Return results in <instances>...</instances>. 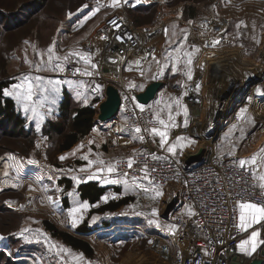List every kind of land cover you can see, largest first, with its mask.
Masks as SVG:
<instances>
[{"label":"rangeland","instance_id":"obj_1","mask_svg":"<svg viewBox=\"0 0 264 264\" xmlns=\"http://www.w3.org/2000/svg\"><path fill=\"white\" fill-rule=\"evenodd\" d=\"M94 11L95 15L88 17ZM119 14L126 15L135 26L146 31L149 45L144 55H149L145 58L134 56L131 62L134 69L119 71L120 78L111 81L113 85L124 81L128 88L138 91L150 81L163 80L170 92L167 107L171 105L172 113L178 107L182 114L184 108L189 109L184 96L192 88L204 95L205 130L202 123H198L201 131L192 129L193 135L172 137L179 129L172 127L164 148L167 150L174 143L179 146L170 154L178 157L184 147L193 145V150L207 147L220 156L219 149L230 142V137L234 148L246 140V132L231 136L233 129H264V100L259 98L264 93V84L259 82L251 87L244 102H237L233 116L237 114L238 119L232 123V116L223 130H229L227 134L230 136L227 138L223 131L218 136L216 132L211 133L215 131V121L221 123L234 108L235 100L242 96L244 78L254 72L264 75V70H261L264 66V0H155L147 5L137 4V0H128L127 3L119 0L118 6H113V0H0V79L14 81L6 90L12 91L13 86L20 84L25 76L30 79L43 77L45 82H63L58 93L37 92L31 101L11 96L26 119L24 135L10 136L11 128L8 129L0 120V264H147V260L155 258L148 243L154 236L167 233L166 226L173 225L175 214L187 213L188 207L181 206L180 199L163 187L137 181L143 185L137 188L132 186L129 178H126L128 185L123 182L103 183L105 178L125 179H117L106 170L98 171L95 159L107 161L106 166L99 168L106 169L122 158L114 157V152L109 151L107 145L98 147L96 143L84 142L83 139L70 150L58 152V138L43 133L48 120L57 121L63 88L70 90L77 105L97 99L96 119L100 121V108L106 97H100V91L81 85L74 90L71 85L74 82L67 83L70 80L62 78L63 71L54 70V66L60 64L64 67L72 63L82 73L92 71L91 65H95L93 56L90 55L91 64H85L79 56H71L70 53H87L86 42ZM251 16H260L261 19ZM49 48H53L52 53H49ZM187 54H191V64L187 63ZM65 56L69 57L67 61L63 59ZM37 66L43 70L37 71ZM189 70L191 79L186 75ZM154 76L157 78L153 79ZM231 80L236 85L227 89V82ZM224 90L227 92L224 97L216 99V93ZM42 95H48V100L43 107H38L34 102L39 101ZM176 99L180 100V106L176 105ZM211 110L212 113L218 111L213 116L207 115ZM217 114H220L218 118ZM189 126L190 121L187 120L183 127ZM102 128L99 131L95 128V131L111 134L112 124ZM27 129L30 130L28 134ZM242 133L245 135L243 138L240 136ZM178 137L183 139L178 142ZM155 138L160 145V137ZM60 157L66 158L61 160ZM89 161L93 163L89 164ZM248 167L254 168L253 165ZM259 168L264 172L263 166ZM93 173L99 178L91 180L120 190L119 193L108 190L104 195L108 199L102 198V203L127 198L128 204L113 213L91 214L90 211L101 204L92 206L86 202L87 209L81 208L70 215L73 208L85 203L80 199L77 183L72 178L79 177L82 183L89 181L87 177ZM61 178L70 179L75 187L65 191L64 185L58 183ZM156 190L163 195L156 196ZM64 198L69 203L67 208ZM173 199H179L176 209L165 215ZM153 209L157 211L155 216L152 215ZM44 220H50L58 228L88 241L94 255L87 257L66 246L46 230ZM149 220L158 221L160 227L149 224ZM85 225L96 230L85 234L76 232L77 227Z\"/></svg>","mask_w":264,"mask_h":264},{"label":"built area","instance_id":"obj_2","mask_svg":"<svg viewBox=\"0 0 264 264\" xmlns=\"http://www.w3.org/2000/svg\"><path fill=\"white\" fill-rule=\"evenodd\" d=\"M112 21H115V24L111 23ZM112 21L102 26L84 46L86 52L95 59V68L90 71L92 75L75 71L78 69L76 65L69 63L64 66L62 78L87 87L106 88L113 83L106 77L104 68L110 69L111 74L117 70L122 73L134 56L145 58L149 55H144V50L149 45L144 29L135 26L124 14L116 15ZM118 36L120 39H117ZM116 63L121 64L120 69ZM261 70H264V66ZM252 75L260 76L261 83L264 84L263 73L254 72ZM113 86L120 93V111L125 127L134 132L135 128L139 127L141 132L135 133L137 136L142 135L144 140H139L137 152L130 157L135 161L132 168L127 166L129 158H120L115 161L116 171L111 175L123 177V173H128L126 178L132 179L135 176L137 181H151L150 184L165 187L168 193L177 196L179 201L196 213L191 216H174L173 225L177 226L175 235L167 231L161 236L153 237L148 247L155 258L147 260V264H247L249 261L244 262L242 254L238 251L243 231L236 227L239 223L236 202L243 199L264 204V189H261L253 178L252 170L248 166L240 168L235 163L238 159L218 156L211 149L205 150L202 165H186V157L198 149L188 150L177 157L167 152L166 148L160 147L155 136L151 134L153 127L159 128L151 104L144 105L141 111L137 106L143 105L136 98L138 91L128 88L124 81ZM220 93H216V99L220 97ZM184 103L191 110L190 126L179 128L172 137L188 133L193 135L192 129L196 123H202V129L205 130L204 95L192 88L185 94ZM196 108L200 109V116L193 114ZM212 111L207 115L213 116L216 110L213 113ZM237 119L236 114L231 122L234 123ZM153 156L161 159H153ZM145 166L149 170L148 180L140 179L144 176L142 169ZM262 227L264 230V221ZM262 249L264 250V243ZM205 250L208 255H205Z\"/></svg>","mask_w":264,"mask_h":264},{"label":"trees","instance_id":"obj_3","mask_svg":"<svg viewBox=\"0 0 264 264\" xmlns=\"http://www.w3.org/2000/svg\"><path fill=\"white\" fill-rule=\"evenodd\" d=\"M12 84H14L13 80L0 79V120L4 122L8 129L11 128L10 136L18 137L24 135L26 131V119L17 107L14 98L4 95V91ZM97 102L98 100L96 99L87 105H77L74 103L71 93L67 89H63V96L57 111V121L48 120L43 126L44 134L51 138H58V152L70 150L90 134L96 125L97 110L95 105ZM28 132L30 130L27 129V134ZM58 183L64 185L65 191L75 187L68 178H61ZM76 190L82 201L88 202L92 206L101 204L96 209H92L90 211L91 214L113 213L128 204L127 198L102 203V198L109 190V187L102 186L94 180L77 184ZM115 191L120 192L118 189ZM65 206L66 208L69 207L67 200H65ZM43 224L47 231L66 246L83 253L87 257L94 255V250L88 241L58 228L50 220H44ZM94 229L92 226L85 225L77 227L76 232L85 234L90 233Z\"/></svg>","mask_w":264,"mask_h":264},{"label":"snow or ice","instance_id":"obj_4","mask_svg":"<svg viewBox=\"0 0 264 264\" xmlns=\"http://www.w3.org/2000/svg\"><path fill=\"white\" fill-rule=\"evenodd\" d=\"M124 3H127L128 0H123ZM137 2H139V0H137ZM119 5V0H113V6H118ZM99 10V6L97 7L96 11ZM92 15H95V11L92 13ZM111 23L115 24V21H112ZM243 23V22H241ZM239 27V25H238ZM186 38V37H185ZM117 39H120V37L118 36ZM177 52L180 51V49H176ZM53 52V48H49V53ZM71 56H79L81 60H83L85 62V64H91V56L89 53H80V52H73L70 53ZM188 55V59H187V63L191 64L192 63V59H191V54H187ZM169 56H171V53H169ZM57 59H59V57H57ZM65 61H67L69 59L68 56H65L63 58ZM52 60V56H49V62H51ZM139 63V62H137ZM159 63V62H157ZM93 68H95V65L92 64L91 65ZM59 70V71H64V67L60 64H57L54 66V70ZM43 69L39 68V66H37V71H41ZM173 70L175 71V65L173 66ZM75 71L79 72V69H76ZM163 72V69H161V73ZM84 75H92L91 72L85 71L83 73ZM186 75L188 76V79H191V71L189 70ZM157 77H153V79H156ZM63 83L62 81H52V80H48V81H44L43 77H35V78H29L28 76H25L23 78V80L21 81L20 84L14 85L13 86V90L12 91H8L5 90L4 91V95L5 96H12L15 95L16 98L18 100H25V101H31L33 98V95L36 94L37 92L43 94V93H58L59 92V85ZM67 83L71 84V81H67ZM99 89V86H97V90ZM258 92L260 91L259 89L257 90ZM264 94V93H261ZM79 95V93H78ZM48 100V95H42L41 99L37 102H34L37 104L38 107H43L45 101ZM52 103H55V100L51 101ZM175 103L177 106H180V100L176 99ZM141 111H143L144 109V105H137ZM169 109H171V105H168ZM25 110L27 111V106L25 107ZM35 112V108L32 109ZM245 110H242V112ZM184 115L185 117H187V108H184ZM156 119L159 125H161V128H157V127H153L151 129V134L153 136H159L160 137V147H164L165 144H167L168 142V129L170 127H175L176 124L174 122V116L171 114V111L169 112L168 115V121H165L164 119L160 118L159 113L156 114ZM171 122V123H169ZM187 124V120H185V125ZM37 129H39V124H37ZM135 132L137 134H139L141 132V129L139 127L135 128ZM134 139H139L141 141L144 140V137L142 135H138L136 137H134ZM183 138L178 137L177 141L179 142L180 140H182ZM178 143H174L171 144L168 148L167 151L168 152H175V149L178 147ZM234 153H229V155H233ZM66 157H60L61 160L65 159ZM84 159H87V157H84ZM153 159H161V157H156L153 156ZM260 160L262 163H264V148H262L260 150V153L253 155L252 157H250L249 159H239L237 162L238 166L240 168H246V166H251V165H255L257 160ZM29 163H36V161H29ZM93 163L92 161H89V164ZM99 163L103 164V161H99ZM117 163H119V161H117ZM135 163L133 158H129L127 161V166L128 168H132L133 164ZM107 171L108 173H113L116 171V164H109L107 166L106 169H98V171ZM247 170V169H246ZM252 170V175L254 179H257L258 181H260L259 183V187L261 189H264V174H258L256 169L253 168ZM81 171H84V169H81ZM142 171L144 172V176L140 179H144V180H148L149 179V170L147 168V166H145ZM154 171V169H153ZM5 175H7V173H5ZM123 177H125V179L123 180H109L107 178H105L102 182L103 183H120L123 182L125 185L129 184V181L126 179V177L128 176V173H123L122 174ZM99 177L93 173L91 175H89L87 177V179L91 180V179H98ZM74 181H76L77 184H79L81 182V178L74 176L72 178ZM137 177L133 176L132 177V186H135L137 188L139 187H143V185L137 183ZM149 183H151V181H149ZM69 195H71V193H69ZM163 195V193L159 190H156V196H161ZM103 199L106 201L108 199L107 196L103 197ZM237 206L239 209V223L236 225V227L241 230V231H246L249 227L252 226V224L254 223H259L260 221H264V204H257L251 201H246V200H238L237 202ZM87 209L88 208V204L85 202L83 204H80L77 208H73L70 211V215H72L73 213H76L77 211H79V209ZM187 213L188 215H195L196 213L191 209V207L187 208ZM152 215H157V211L155 209H153V213ZM76 221H73V226H75ZM149 224H156L157 227H160L158 221L156 220H149L148 221ZM168 228V231L170 232V234L175 235L176 230H177V226L176 225H167L166 226ZM259 233L257 231H253L251 236L249 237V239H245L242 240L240 242V244L238 245L240 251L242 252H246L248 255H251V251L248 250V248L246 247L247 245L251 244L252 245V251L255 250V247L257 246V244L255 243L256 238L258 237ZM260 243H264V241H260ZM54 247V245L52 246ZM63 251H67L66 249H63ZM209 253L207 252V250H205V255H208ZM197 264H199V262H197Z\"/></svg>","mask_w":264,"mask_h":264},{"label":"crops","instance_id":"obj_5","mask_svg":"<svg viewBox=\"0 0 264 264\" xmlns=\"http://www.w3.org/2000/svg\"><path fill=\"white\" fill-rule=\"evenodd\" d=\"M251 17L256 18V19L258 18L259 20L261 19L260 16H251ZM131 62H129L127 64V66L124 68V70H133L134 69L133 65H131ZM118 67H119V65H118ZM136 70H139V68L136 67ZM154 81L163 82V87L157 93L155 99L150 104L153 107L155 117H156V114L159 113L160 118L164 119L165 121H168L169 112L171 111V113H172V110H173L172 108L169 109V107H167V101L169 99L170 92L168 91V88L165 86L166 82H164L163 80H154ZM154 81H150L149 83H147L143 88H140L138 90V92L144 91L147 88V86ZM71 85H72V87H74V90L76 89V86L77 87L79 85L84 86L82 84H76V83H72ZM71 85H70V87H71ZM85 87H87V86H85ZM88 88H90L92 91H96V92L100 91V97L105 98L106 95H105V90H103V88H99L98 90H97V86H90ZM68 91H70V90H68ZM83 105H87V104H83ZM167 109H169L168 113H167ZM165 110H166V113H165ZM181 111L182 110H180V108L178 107L177 111H174L172 113V115L175 118L174 122L176 124L177 129L183 127L185 125V120L190 121V118H191L190 108L187 110L188 111L187 117H185V115L182 114ZM169 123H171V122H169ZM106 124H112V128L110 130L111 134L104 135V134H99L98 132L95 131V128H97L98 131L100 129H103L102 127H104ZM161 127L162 126L159 125V128H161ZM171 129H172V127H170L168 129V132H170ZM226 130H225V132L223 131L225 134H227L229 131V130H227V132H226ZM240 132H243V133L246 132L247 133L246 140L244 142L240 143L236 148H234L230 144V142H234L233 138L230 137L229 138L230 142L226 143V146H225V147H228L230 149H224L225 147L219 149V155L220 156L225 157V158H236L239 160V159H249L253 155L260 153L261 143L264 141V129L256 130L254 127V128H251L250 130H245V128L239 127V128H235L232 130L231 133H234V134H232L231 136H235L237 134L239 135ZM243 133L240 134V136H242V138L245 136V135L243 136ZM136 136L137 135L134 131L129 130L125 127L123 114L121 113V111H119L116 120H114L113 122L104 123V122L98 121L96 119L95 127L92 129L90 134L84 139V142H87V141L94 142V143H96V145L98 147H103L104 145H107L109 151L114 152L113 153L114 157L130 158L137 152L138 147H139V139H134V137H136ZM229 136L230 135L227 134L226 137L228 138ZM80 143H81V141L78 142L76 145H74V147ZM192 148H193V145H188V146L184 147V150H182V153L180 155H182L184 152H186L188 150H193ZM229 153H234V154L229 155ZM95 160H96V167L98 169L102 168L103 166H106V164H107V161L102 160L100 158L95 159ZM99 161H103L104 163L101 164V163H99ZM253 166L257 170L258 174H264V172H262V170L259 168L260 166H263V168H264V163H262L259 159L257 160L256 164ZM115 178L118 179L119 177H115ZM256 181L258 183H260V181H258L257 179H256ZM138 182H140L141 184H145V183L150 184L149 182H145V181H138ZM100 185L108 186L109 190H114V191L116 189L119 190V188H117L113 185H107V184L105 185V184H101V183H100ZM160 187H162V186H160ZM163 188H165V187H163ZM165 189L168 192V189L167 188H165ZM181 206H184L185 208L187 207L185 204H183V202H182ZM186 214H188V213H186ZM178 215H182V213H179L177 215L175 214V216H178ZM262 225H263V221H260L259 223L252 224V226L249 227L246 231H243V236L240 239V242L242 240L249 239V237L251 236L253 231H257L259 233V235L255 241V243L257 244V246L255 247V250L252 251V245L251 244L246 246L248 248V250L251 251V255H248L246 252L240 251V249L238 247L239 253L242 254V256L245 260L251 261V260L256 259V258H264V256H262V254H261L263 251V249H262L263 243H260V241H264V230H263ZM240 242H239V244H240Z\"/></svg>","mask_w":264,"mask_h":264},{"label":"water","instance_id":"obj_6","mask_svg":"<svg viewBox=\"0 0 264 264\" xmlns=\"http://www.w3.org/2000/svg\"><path fill=\"white\" fill-rule=\"evenodd\" d=\"M109 71H111V70L108 68H104V72H109ZM261 81H262V78L260 76L251 75L250 77L248 76L246 78V81L244 83L245 85L242 88L243 89L242 96L239 97L237 100H235L234 108L232 110H230L227 113V115H225V117L221 120V123L218 121H215L214 124H216L215 125L216 128H215V131H212L211 133L214 134L216 132L217 136H218V134L224 130V128L228 125L230 118L232 117V115L235 112L237 102H240V101H241V103L244 102L245 98L248 96V93H249V90L251 89V87L256 85L257 83H259ZM230 86H231V83H228L226 88L228 89V87H230ZM162 87H163V82H161V81L152 82L151 84H149L147 86V88L144 91L138 92L136 94V98H137L138 102L143 104V105H147V104L151 103L155 99L157 93L162 89ZM226 93L227 92L225 90H224V92H221L220 98H223ZM105 95H106L105 96L106 99L100 108L101 109L100 121L104 122V123H109V122H113L114 120H116V118L118 116V113L120 111V105H121V97H120V93H119L118 89L113 85H109L106 87ZM259 97L261 98V100H264L263 95H260ZM219 104H218V106H219ZM218 106H216V107H218ZM216 111H218V110H216ZM193 114L195 116H200V114H201L200 109L196 108L193 111ZM219 115L220 114H217L216 118H218ZM204 153H205V150L200 147L197 150V152H195L193 154H189L186 157L185 164L188 166L194 165L195 167L202 165L204 163V158H203ZM177 203H178V200L173 199L169 203V206L165 212V215H167L172 209H176L175 207H176ZM181 204H182V202H181ZM261 254H262V256H264V250L262 251ZM236 264H242V263H236ZM247 264H264V258L253 259V260L249 261Z\"/></svg>","mask_w":264,"mask_h":264},{"label":"bare ground","instance_id":"obj_7","mask_svg":"<svg viewBox=\"0 0 264 264\" xmlns=\"http://www.w3.org/2000/svg\"><path fill=\"white\" fill-rule=\"evenodd\" d=\"M152 2H155V0H139V2H137V4H142V5H147V4H150V3H152ZM90 16H92V13L88 16V17H90ZM113 60H118V59H113ZM116 65H117V67H118V65H119V67L118 68H121V64H117L116 63ZM119 70H117L116 72H114L113 74H111L110 72H106L107 74H106V77L107 78H110V81H112L113 82V80L114 79H116V80H118L119 78H120V75H119ZM228 78V77H227ZM112 79V80H111ZM226 79V78H225ZM235 79V78H234ZM235 80H238L237 78L235 79ZM241 80V79H240ZM228 81V80H227ZM224 82V81H223ZM228 83H231V85H236L235 84V81L234 80H231V82H227V84ZM114 84H116V86H117V83H114ZM118 84H120V83H118ZM232 87V86H231ZM222 102V101H221ZM224 108V107H223ZM196 125V127H194L193 128V130H198V131H201V128L200 127H198V123H196L195 124ZM198 131H195V132H198ZM204 150H208L209 151V148H207V147H205V148H203ZM239 257V256H238ZM241 257V256H240ZM243 260H244V262H245V259L243 258Z\"/></svg>","mask_w":264,"mask_h":264}]
</instances>
